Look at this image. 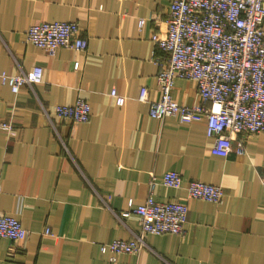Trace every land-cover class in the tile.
Masks as SVG:
<instances>
[{"label": "crops", "instance_id": "1", "mask_svg": "<svg viewBox=\"0 0 264 264\" xmlns=\"http://www.w3.org/2000/svg\"><path fill=\"white\" fill-rule=\"evenodd\" d=\"M170 2L0 0V72H15L16 61L43 70L39 83L17 92L0 82V120L11 125L0 128V212L28 231L21 240L0 237V264H264V132L247 136L243 154L215 155L202 116L154 118L137 97L142 85L150 99L159 96L156 43ZM56 20L76 21L86 48L49 56L27 40L30 24ZM113 88L126 97L122 105ZM171 94L191 104L197 84L176 78ZM79 97L90 104L87 121L52 111ZM168 170L181 174V187L162 183ZM152 174L156 200H186L183 232L150 233L149 248L111 259L101 244L128 238L139 223L110 209L142 203ZM188 180L222 186V202L188 198Z\"/></svg>", "mask_w": 264, "mask_h": 264}, {"label": "built area", "instance_id": "2", "mask_svg": "<svg viewBox=\"0 0 264 264\" xmlns=\"http://www.w3.org/2000/svg\"><path fill=\"white\" fill-rule=\"evenodd\" d=\"M264 0H171L164 19V36L157 40L161 51L155 56L159 66L156 81L159 96L150 99L148 87L142 85L138 99L148 101L150 116L158 119L171 116L182 123L196 116L204 118L206 135L213 138L210 152L227 156L230 152L243 154L245 139L264 132ZM145 19L139 18L141 27ZM26 38L47 55H54L60 48L83 50L87 46L76 21L56 20L32 23ZM74 62L73 67H78ZM42 68L33 65L26 70L16 61V71L0 72V82L8 84L13 92L21 85L32 87L42 79ZM176 78L194 80L197 99L191 104L176 101L171 89ZM109 95L117 105L125 96L112 89ZM43 114L49 110L42 105ZM56 116L74 122L89 119L90 104L79 97L73 104H56ZM0 128L10 130L11 125L0 120ZM238 134L242 136L238 137ZM167 187L179 188L181 174L168 170L162 176ZM264 187V168L261 176ZM156 178L151 175L145 200L125 210H112L119 221L134 214L139 228L130 230L128 238L113 239L101 244V251L116 254H135L149 248L146 236L150 233L183 232L187 219L185 199L154 198ZM186 196L221 203L222 186L188 180ZM46 227L44 232H49ZM28 234L19 219L0 212V237L11 241L21 240Z\"/></svg>", "mask_w": 264, "mask_h": 264}]
</instances>
